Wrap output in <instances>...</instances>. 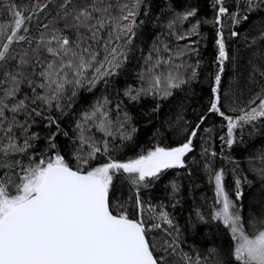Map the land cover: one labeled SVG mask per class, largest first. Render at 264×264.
<instances>
[{
	"label": "trees",
	"instance_id": "16d2710c",
	"mask_svg": "<svg viewBox=\"0 0 264 264\" xmlns=\"http://www.w3.org/2000/svg\"><path fill=\"white\" fill-rule=\"evenodd\" d=\"M62 2L0 0V24L12 19L4 4L16 5L24 16H28L36 4L47 7L25 22L29 32L21 30V34L31 39L39 37L41 32L47 34L53 28L64 29L66 21L61 19L64 14L60 7ZM120 3L131 5L133 0H120ZM221 6L227 9V13L217 24ZM193 10L194 16L183 19L188 11ZM234 18L238 22H234ZM44 25H48V29ZM218 32L222 33L228 55L218 86L222 111L228 116L238 117L241 108L255 107L259 101L256 104L250 102L264 90V0H252L251 6L249 0H223V5L216 0H141L131 43L125 45L128 37L119 41L125 45L126 51L120 67L113 74L97 80L94 86L85 81L75 96L68 88L60 101L62 109H57L55 102L49 109L39 101L31 104L29 99V111L35 108L42 115L37 116L35 112L31 117L25 112L16 114V120L30 127L27 135L20 127H14L9 135H15L21 146L33 133L37 138L29 139L32 146L25 153L5 156L0 152V164L17 160L27 164L29 158L39 161L41 156L48 158L59 153L75 167L74 153L80 147L78 123L84 126V135L101 149L105 139L111 148L107 155L98 153L97 158L90 162L91 167L106 163L109 157L127 162L141 154L146 155L157 146L173 148L182 145L204 117L193 139V150L184 157V167L162 170L157 177L147 178L139 185H133L123 172L115 174L109 199L114 214L123 211L130 219H142L146 229L150 223L145 213L139 216L137 197L144 209L155 206L167 213L177 233L166 231L167 235L161 230L148 229L146 236L150 245L155 246L152 248L154 256L158 259L163 257L165 264H186L185 256L190 258L191 264H196L197 258L200 264H217L218 259L222 264H236L231 256L234 241L229 230L222 222L212 219L218 205L215 203L213 180L208 181V177L222 171L225 190L239 207L246 230L252 233L251 230L264 228V224L259 223L264 220V175L261 174L264 171H259L264 170V162L262 166L254 162L257 157H264V117L237 126L233 132V144L229 146L226 143L227 121L208 111L213 98L211 90L216 86L215 76L220 68L215 43ZM233 32L238 35L233 36ZM67 34L71 35L70 32ZM103 35L106 38L107 32ZM5 42L0 37V45ZM31 46H36L34 41ZM25 51L31 55L27 42L13 43L9 57L16 56V60L9 59L8 66H14ZM179 52L184 54L177 58ZM100 55L103 57L104 53ZM157 57L170 60L169 66L186 82L172 89L167 98L142 92L137 99H131L137 96L138 90L149 88L153 73L148 69ZM176 65L182 66L177 68ZM193 69L197 73L195 77L192 76ZM155 71L167 74L163 65ZM25 72L31 74V67L25 68ZM88 78H92L91 72ZM32 79L37 80L38 77L32 76ZM161 87L166 85L162 83ZM37 91L42 92L40 89ZM25 93L29 97L32 95L26 82L17 99H24ZM97 106H102L101 111L107 113L110 124H106L113 136H106L97 127L99 113L95 123L92 120L85 123V114L92 113ZM6 115L11 120L13 113L6 112ZM49 116L56 123L50 124L46 119ZM121 132L129 134L131 139L122 140ZM52 134H55L54 138ZM50 138L55 147L50 146ZM0 143H8L2 133ZM87 151L85 145L84 155ZM4 171L6 169L0 168V175ZM237 179L241 181L243 193L239 201L235 200ZM166 242L173 245L174 252L173 248L165 250Z\"/></svg>",
	"mask_w": 264,
	"mask_h": 264
},
{
	"label": "snow or ice",
	"instance_id": "6c2138e0",
	"mask_svg": "<svg viewBox=\"0 0 264 264\" xmlns=\"http://www.w3.org/2000/svg\"><path fill=\"white\" fill-rule=\"evenodd\" d=\"M216 2L223 5V0ZM140 3L141 0H133L131 5L120 3V0L115 3L112 0H63L60 7L64 10L61 16L66 21L64 29L53 28L47 34L41 32L39 37L31 39L21 34V30L29 32L25 22L30 21L37 11H43L47 5L34 4L28 16H24L14 4L3 5L12 19L6 24H0V37L6 40L0 45V133L8 141L7 144L0 143V152L5 156L25 153L32 146L29 139L37 138L33 133L21 146L15 135H9L13 133L14 127L23 128L25 134L28 133L30 125L25 127L21 124L16 120V114L25 112L31 117L32 112H35L37 116L42 115L35 108L29 111V99L31 104L39 101L49 109L55 102V107L62 109L60 101L68 88L72 89V96H75L76 90L85 81L94 86L97 80L113 74L120 67L126 55L125 45L131 43L130 37ZM251 4L252 0H249V6ZM226 13L225 7L218 9L217 24ZM194 15V10L188 11L183 19ZM234 22L238 21L234 18ZM48 27L44 25L45 29ZM105 32L106 38L103 35ZM232 35L238 33L233 32ZM123 37H128L125 45L119 43ZM33 41L36 45L34 48L31 46ZM21 42L29 44L31 55L25 51L16 64L9 67V59L16 60V56L9 57L11 45ZM215 43L220 68L215 76L216 86L211 90L213 98L208 111L227 121L226 143L231 146L233 130L237 126L264 117V90L250 102L256 104L258 100L259 104L255 107L241 108L238 117L226 115L218 95L224 62L228 59L222 33H217ZM101 52L104 53L103 57ZM183 54L177 53V58ZM170 64V60L157 57L148 69L153 73L149 88L138 90L137 96L131 99H137L142 92L167 98L172 94V89L183 85L186 81L173 71ZM161 65L166 68V75L163 71H155ZM27 67H31V74L25 72ZM89 72L92 73L91 79L88 78ZM196 74L193 69L192 76ZM32 76L38 79L34 80ZM141 78H144L143 73ZM25 82L32 95L29 97L25 93L24 99H17ZM162 83L166 87L162 88ZM101 107L97 106L92 113L85 114V123L89 120L95 123L96 114L99 113L97 127L106 136H113L106 124H110L107 113L102 112ZM6 112L13 113L11 120ZM46 119L50 124L56 123L50 116ZM204 119L201 117L200 123L191 130L182 145L173 148L157 146L146 155L141 154L127 162L109 157L106 163L91 167L90 162L97 158L98 153L107 155L111 148L105 139L101 149L95 141L84 135V126L78 123L77 127L81 130L78 135L80 147L74 153L77 161L75 167L59 153L54 157L41 156L39 161L29 158L27 164L19 160L0 164V168L6 169L0 175V264H165L163 257L158 259L154 256L152 248L155 246L150 245L146 238L148 229L142 219H130L123 211L113 213L109 199L110 186L113 176L120 172L127 174L133 185H139L147 178L157 177L164 169L184 167V157L193 150V139ZM54 136L52 134V138ZM52 138L49 144L55 147L51 143ZM121 139H131V136L121 132ZM85 145L88 147L86 155ZM261 174L264 175V172ZM210 179H214L215 203L220 205L214 209L212 219L222 222L229 230L234 241L232 258L236 264H264V228L252 233L246 230L239 207L225 190L222 171L215 172ZM235 183V200L239 201L243 196L241 181L237 179ZM136 204L138 207L141 205L139 197ZM159 219L172 225L167 213L161 212ZM259 223L264 224V220ZM160 226V223L152 225L153 228ZM167 247L175 251L173 245L168 244ZM184 259L186 264H191L189 257L185 256ZM196 264H200L199 258ZM217 264H222V261L218 259Z\"/></svg>",
	"mask_w": 264,
	"mask_h": 264
},
{
	"label": "rangeland",
	"instance_id": "374dc122",
	"mask_svg": "<svg viewBox=\"0 0 264 264\" xmlns=\"http://www.w3.org/2000/svg\"><path fill=\"white\" fill-rule=\"evenodd\" d=\"M233 132H234V130H233ZM155 149V148H154ZM154 149H152V150H154ZM204 157V156H203ZM205 158V157H204ZM262 160H264V157L262 158V157H257V159L254 161V162H257L260 166H262V164H263V162L264 161H262ZM165 170V169H164ZM258 170V169H257ZM259 171H264V170H259ZM209 172V171H208ZM212 177V176H211ZM210 180H213V185H214V192H215V184H214V179H210V177H208V181H210ZM216 195V194H215ZM220 207V205H218V208ZM138 209H139V212H140V214H139V216H141L142 215V213H145V215H146V217H147V221H148V223H150V227L148 228L149 230H151V229H154V230H161V231H163V232H165L167 235H168V233L166 232V231H168L169 233H174V234H176L177 232L174 230V228H173V225H171V226H169L168 224H165V223H163V221L162 220H160L159 219V216H160V213L161 212H163V210L162 209H158L157 207H155V206H152V207H146L145 209H144V207H142V205H140L139 207H138ZM160 210V211H159ZM155 223H160V228H153L152 227V225H154ZM152 231V230H151ZM251 232H254L253 230H251ZM170 237V236H169ZM164 245H166L165 246V249H168L169 247H167V242H166V244H164Z\"/></svg>",
	"mask_w": 264,
	"mask_h": 264
}]
</instances>
